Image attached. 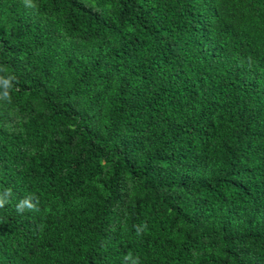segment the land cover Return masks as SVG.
<instances>
[{
	"label": "trees",
	"instance_id": "1",
	"mask_svg": "<svg viewBox=\"0 0 264 264\" xmlns=\"http://www.w3.org/2000/svg\"><path fill=\"white\" fill-rule=\"evenodd\" d=\"M33 3L0 0V264H264V0Z\"/></svg>",
	"mask_w": 264,
	"mask_h": 264
},
{
	"label": "clouds",
	"instance_id": "2",
	"mask_svg": "<svg viewBox=\"0 0 264 264\" xmlns=\"http://www.w3.org/2000/svg\"><path fill=\"white\" fill-rule=\"evenodd\" d=\"M27 7H36L33 3V0H23ZM13 77L4 78L0 76V84H2L5 88V91L0 94V99H8L10 100V95L8 89L11 87ZM12 194V190L9 188L5 193L0 194V208H4L7 203L10 202V197ZM35 200V203L33 202ZM39 198L34 195L25 197L20 200L16 204V211L20 214H23L26 210L28 211H39L38 208ZM130 257H125V259H129Z\"/></svg>",
	"mask_w": 264,
	"mask_h": 264
}]
</instances>
